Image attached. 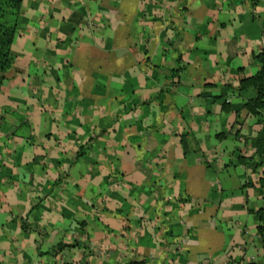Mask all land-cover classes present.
<instances>
[{"label":"crops","instance_id":"crops-1","mask_svg":"<svg viewBox=\"0 0 264 264\" xmlns=\"http://www.w3.org/2000/svg\"><path fill=\"white\" fill-rule=\"evenodd\" d=\"M262 51L264 0H23L0 264H264Z\"/></svg>","mask_w":264,"mask_h":264},{"label":"trees","instance_id":"trees-1","mask_svg":"<svg viewBox=\"0 0 264 264\" xmlns=\"http://www.w3.org/2000/svg\"><path fill=\"white\" fill-rule=\"evenodd\" d=\"M23 0H0V91L6 73L14 64L12 45L17 32ZM256 61L260 65L259 71L252 77L243 78L240 82V91L253 89L255 96L249 99L242 107L253 115L260 116L264 112V51L256 55ZM226 105H224L225 107ZM264 139L259 138L256 142L257 153L264 162V149H261ZM261 214L259 233L263 236L264 245V211ZM65 246H60L59 249Z\"/></svg>","mask_w":264,"mask_h":264}]
</instances>
